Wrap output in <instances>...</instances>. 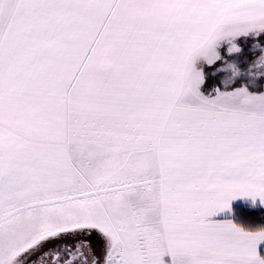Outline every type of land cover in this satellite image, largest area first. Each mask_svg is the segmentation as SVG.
<instances>
[{
    "label": "snow or ice",
    "instance_id": "obj_1",
    "mask_svg": "<svg viewBox=\"0 0 264 264\" xmlns=\"http://www.w3.org/2000/svg\"><path fill=\"white\" fill-rule=\"evenodd\" d=\"M0 264H264V0H0Z\"/></svg>",
    "mask_w": 264,
    "mask_h": 264
},
{
    "label": "trees",
    "instance_id": "obj_2",
    "mask_svg": "<svg viewBox=\"0 0 264 264\" xmlns=\"http://www.w3.org/2000/svg\"><path fill=\"white\" fill-rule=\"evenodd\" d=\"M238 211H243V209H239ZM255 215H257V216H259L260 215V213L259 212H257V213H255Z\"/></svg>",
    "mask_w": 264,
    "mask_h": 264
}]
</instances>
